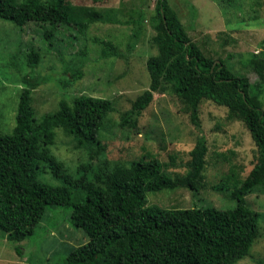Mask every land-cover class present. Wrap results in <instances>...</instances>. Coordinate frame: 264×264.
<instances>
[{
  "label": "trees",
  "instance_id": "16d2710c",
  "mask_svg": "<svg viewBox=\"0 0 264 264\" xmlns=\"http://www.w3.org/2000/svg\"><path fill=\"white\" fill-rule=\"evenodd\" d=\"M143 7H148L147 0H140L136 23L145 14ZM154 7L149 22L155 31L152 41L157 52L146 62L149 86L123 112L122 122L135 121L162 82L170 84L199 129L203 99L224 106L228 120L244 123L258 151L244 179L231 173L230 195L235 205L163 208L148 204L147 191L174 187V179L160 160L146 152L129 164L116 163L101 171L95 156L105 149L98 137L111 101L81 94L71 102L61 99L55 111L36 118L30 93L51 80L43 76L25 80L13 130L0 131V230L7 240L18 242L32 235L47 206L61 205L71 208L72 224L88 237L87 242L72 248L61 264H236L249 254L258 235L260 212L248 206L245 195L264 187V113L260 101L251 94L246 75H238L225 60H215L201 50L168 0H156ZM0 19L18 27L35 22L42 28V45L47 48L62 34L61 28L69 30L73 38L85 39L89 26L103 18L94 6L65 0H0ZM138 34V30L132 34L129 49ZM105 45L102 55H117L112 43ZM38 60L39 50L31 46L27 62L35 65ZM252 64L259 82L264 83V46ZM57 128L89 154L88 162L78 165L77 176L51 152ZM206 152L205 139L200 136L189 151L188 170L182 177L192 191L199 188ZM39 171L51 172L62 184L38 180ZM226 178L230 179L228 174ZM14 250L20 253L19 246Z\"/></svg>",
  "mask_w": 264,
  "mask_h": 264
},
{
  "label": "rangeland",
  "instance_id": "374dc122",
  "mask_svg": "<svg viewBox=\"0 0 264 264\" xmlns=\"http://www.w3.org/2000/svg\"><path fill=\"white\" fill-rule=\"evenodd\" d=\"M65 1L101 11L103 19L89 26L85 39L73 38L69 30L61 28L62 34H57L58 39L46 48L42 45V28L35 22L18 27L0 19V131L13 130L19 94L27 86L25 80L50 76V81L31 90L36 118L55 111L61 99L71 102L81 94L111 101L98 137L105 149L95 156L101 171L116 163L129 164L151 152L174 179V187L147 191L148 204L163 208L234 206L231 173L244 179L258 151L244 123L228 120L224 106L203 99L199 104V129L170 84L162 82L137 119L122 122L123 112L149 86L146 62L157 52L149 17L155 13L156 0H147L140 23H136L140 0ZM168 4L207 56L225 60L231 70L249 78L250 92L258 98L264 113V83L259 82L252 64L264 46V0H168ZM136 30L138 38L129 49ZM108 43L114 45L117 55H102L101 49ZM31 46L39 50L35 65L27 62ZM200 136L205 139L207 152L199 188L192 191L182 177L188 170L189 151ZM50 148L72 175L77 176L78 165L89 159L86 149L60 128L55 130ZM37 178L52 185L62 184L49 171H39ZM245 199L250 208L260 212L258 235L249 254L236 264H264V187L255 188ZM70 212L69 207L48 205L33 234L18 242L7 240L0 230V264H61L72 248L88 240L85 232L72 224ZM15 246L20 247L19 254Z\"/></svg>",
  "mask_w": 264,
  "mask_h": 264
}]
</instances>
